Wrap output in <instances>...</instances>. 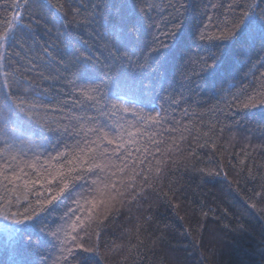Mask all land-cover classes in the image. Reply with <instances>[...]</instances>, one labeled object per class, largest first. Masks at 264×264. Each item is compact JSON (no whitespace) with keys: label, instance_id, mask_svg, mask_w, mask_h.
Instances as JSON below:
<instances>
[{"label":"trees","instance_id":"1","mask_svg":"<svg viewBox=\"0 0 264 264\" xmlns=\"http://www.w3.org/2000/svg\"><path fill=\"white\" fill-rule=\"evenodd\" d=\"M124 2L0 0V34L11 24L21 37L0 43V88L11 73L12 91L29 89L52 129L0 132V222L15 224L13 213L54 195L60 173L80 177L42 213L59 238L48 236L38 255L24 225L0 228V264H264V43L222 38L241 11L228 8L233 0H179L193 60L224 53L227 71L162 63L163 49L122 47L114 6ZM177 2L147 0L156 19ZM239 3L264 9V0ZM156 112V122L142 119ZM101 128L112 144L90 131ZM77 217L83 247L62 243Z\"/></svg>","mask_w":264,"mask_h":264},{"label":"snow or ice","instance_id":"2","mask_svg":"<svg viewBox=\"0 0 264 264\" xmlns=\"http://www.w3.org/2000/svg\"><path fill=\"white\" fill-rule=\"evenodd\" d=\"M24 4H28V0H24ZM235 5L236 8H240L239 14H233L230 21H225L226 29H222V38L230 39L238 43L241 48L245 46H251L257 39L264 43V9H261L259 13L255 11L256 4H241L239 0H233V4H229L228 8L231 10ZM16 6L19 7V0H16ZM173 12L169 14L168 18L160 17L159 19L154 18L150 15L152 11L155 10L156 6L153 4H148L147 0H143L142 6L137 5L135 0L132 3H127L125 0L119 6H114V19L117 27L123 29L121 33L123 36L122 47H127L129 44L135 47H140L143 45L147 49L148 55L153 53L160 55L161 50L163 52L162 63H168L177 57H180L184 62L188 64L199 63L200 74H206L208 76H216L224 71L226 68L222 67L226 61L222 60L221 57L226 54L220 53L218 56L215 52H210L207 56H201L198 54V60L194 61L192 56V48L189 42V34L183 27V22L180 19L182 16L181 9L185 8L184 3L178 2L176 4L169 5ZM39 7L43 8L44 5L40 4ZM62 5L59 6L62 9ZM215 7V5H213ZM21 16L19 13L13 16V20H19ZM38 22V21H37ZM163 25V27H161ZM158 29L159 34H153L152 29ZM23 32V28L20 29ZM151 37L150 40L147 37ZM163 37V39L161 38ZM21 37H18L17 32L13 30V26L10 24L4 33L0 34V43L4 42H16ZM198 39L203 41L205 35L201 32ZM116 52H120V48L116 49ZM134 54V53H133ZM50 55V53H49ZM3 55H0V60H3ZM211 61V62H210ZM4 82L3 87L0 88V132L11 131L13 138L17 131L22 133H32L35 124H41L43 127H49L47 122L43 117H39V114L35 111L37 105L33 102L27 100L29 95V89L25 88L20 94L12 91L14 83H16L17 89L19 88L18 82H14L9 79V72H4ZM264 76V73H261ZM7 89V91H4ZM85 90L84 94L87 95ZM251 100V98H250ZM247 106V105H245ZM155 111V109H153ZM160 113L156 112L155 116L149 114L146 117H142L145 121H157ZM35 122V123H34ZM8 125H13L11 129H8ZM49 130L52 129L49 127ZM93 132L102 133L101 136L97 137V140H106L108 144H112L114 141L109 139L108 133L101 129H90ZM92 143H96L93 141ZM122 146V145H121ZM119 147V146H118ZM90 152H94V149H89ZM106 151V149H105ZM62 156L63 154H58ZM15 159V157H13ZM28 167H35L34 164H28ZM91 167H101L100 165H91ZM23 170L21 169V172ZM74 171V169H69V173ZM19 179V176L16 177ZM79 176L70 177L63 173L59 174L58 177V190L50 198L41 201L37 200L36 206L29 204L25 207L24 212L13 213V222L18 225H24V228L19 229L20 232L28 236V243L37 251L39 255V249L42 248L46 243H48L47 237L52 236L59 238V233L56 231H51L48 225L44 222L42 218V213L46 211V205L51 204L54 200L65 193L68 189L71 180L79 179ZM57 179V177H53ZM62 185V186H60ZM51 191V190H50ZM260 195V193H257ZM253 207L256 205L253 204ZM22 215L23 219H15V216ZM8 215H4V219H8ZM85 222L77 217L75 221L70 224L71 232H65V239L62 241L63 244L72 243L76 247H83L81 244L77 243V236L72 235L76 232L77 228L83 230ZM34 238V239H33ZM73 249L71 247L64 248V252L67 255L72 254ZM88 251V249H85ZM67 259V257H65ZM40 264H44L43 259H41Z\"/></svg>","mask_w":264,"mask_h":264},{"label":"rangeland","instance_id":"3","mask_svg":"<svg viewBox=\"0 0 264 264\" xmlns=\"http://www.w3.org/2000/svg\"><path fill=\"white\" fill-rule=\"evenodd\" d=\"M18 224H7V223H3V222H0V228H8V229H12V230H15L16 228H18Z\"/></svg>","mask_w":264,"mask_h":264}]
</instances>
